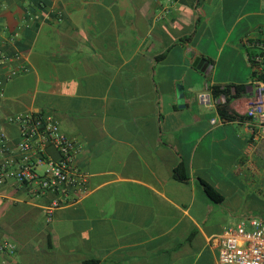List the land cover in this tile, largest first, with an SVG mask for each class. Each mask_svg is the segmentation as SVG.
<instances>
[{
    "label": "crops",
    "instance_id": "crops-1",
    "mask_svg": "<svg viewBox=\"0 0 264 264\" xmlns=\"http://www.w3.org/2000/svg\"><path fill=\"white\" fill-rule=\"evenodd\" d=\"M263 29L264 0H0V52L16 57L0 67L5 154L9 117L50 115L86 177L50 222V195L0 184V241L15 245L0 264H216L225 228L264 219V156L243 124ZM211 85L242 120L209 123L196 97Z\"/></svg>",
    "mask_w": 264,
    "mask_h": 264
},
{
    "label": "built area",
    "instance_id": "built-area-1",
    "mask_svg": "<svg viewBox=\"0 0 264 264\" xmlns=\"http://www.w3.org/2000/svg\"><path fill=\"white\" fill-rule=\"evenodd\" d=\"M168 1L176 3L177 0ZM260 32L261 37L250 43L247 53L251 90L243 124L249 141L257 142L264 156V29ZM13 58L16 57L0 52V67ZM17 74L16 70H11L7 80ZM2 97L0 90V99ZM196 99L215 111L216 116L209 121L211 125L226 123L217 111V105L225 101L223 95L215 99L207 88L198 93ZM8 121L18 126V140L13 146L15 157L5 154L8 138L0 132V184L14 181L35 199L50 195L49 203L43 208L46 222H50L55 210L74 202L79 192L85 193L86 177L75 160L79 146L60 131L50 115L28 111L9 117ZM50 148L55 150V158L48 154ZM217 238L220 247L216 264H264V219L251 218L247 224L229 226ZM210 240L214 241L215 237ZM14 251L13 243L0 241V253L12 255Z\"/></svg>",
    "mask_w": 264,
    "mask_h": 264
},
{
    "label": "trees",
    "instance_id": "trees-1",
    "mask_svg": "<svg viewBox=\"0 0 264 264\" xmlns=\"http://www.w3.org/2000/svg\"><path fill=\"white\" fill-rule=\"evenodd\" d=\"M213 95V97L215 99H218V97L220 95H223L225 98V101L223 103H220L217 105V111L218 114L220 116V118L224 121V122H230V121H234V120H242L244 117L237 115L236 113H234L233 111H231L228 107V104L230 103V101L234 98L233 96L230 95V89L229 86H224L221 87L219 85H211L208 87ZM237 90H239L237 88ZM175 175L177 179H184L185 178V173L183 170V166H179V168H177L175 170ZM201 185L203 187V190L205 192V194L214 202H220L222 200V196L219 194V192L213 187L211 186L209 183L200 180ZM83 264H95V261H84Z\"/></svg>",
    "mask_w": 264,
    "mask_h": 264
}]
</instances>
